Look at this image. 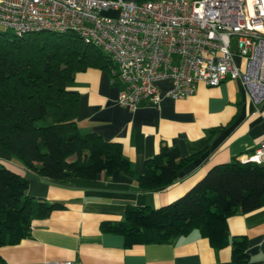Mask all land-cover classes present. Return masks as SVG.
Returning <instances> with one entry per match:
<instances>
[{
	"label": "trees",
	"instance_id": "obj_1",
	"mask_svg": "<svg viewBox=\"0 0 264 264\" xmlns=\"http://www.w3.org/2000/svg\"><path fill=\"white\" fill-rule=\"evenodd\" d=\"M89 67L107 69L117 77L111 57L74 31L22 36L0 32V148L58 183L115 171L134 177L122 142L78 130L79 93L68 83ZM196 155L182 156L176 145L161 142L136 178L138 189H165ZM28 189L23 174L0 162V247L20 243L30 235L33 220L66 208L60 201L34 197ZM262 207L264 164L235 158L213 166L168 204L128 205L122 219L103 221L101 230L123 236L128 248L172 242L197 230L215 248L230 245L233 263L245 264L250 261L248 239L231 240L228 219ZM0 264H6L1 256Z\"/></svg>",
	"mask_w": 264,
	"mask_h": 264
},
{
	"label": "crops",
	"instance_id": "obj_2",
	"mask_svg": "<svg viewBox=\"0 0 264 264\" xmlns=\"http://www.w3.org/2000/svg\"><path fill=\"white\" fill-rule=\"evenodd\" d=\"M236 62L243 65L241 58ZM107 69L89 67L78 72L68 87L79 93L77 114L81 134L95 133L123 144L134 177L123 172L95 179L69 178L54 182L26 168L0 148V162L29 180L28 194L60 201L66 208L35 219L31 233L20 243L3 245L6 264H47L76 260L83 264H234L232 247L215 248L197 230L168 243L126 247L123 236L101 230L106 220L123 218L128 205L159 207L194 186L213 166L252 154L264 139V99L257 103L240 80L218 86L199 84L195 94L173 99L166 94L172 80L159 82L162 103L140 102L134 108L118 103L122 86ZM213 131H215L213 133ZM176 145L182 156L197 154L179 178L159 191H140L136 178L160 143ZM231 240L246 236L250 261L264 264V207L228 219Z\"/></svg>",
	"mask_w": 264,
	"mask_h": 264
},
{
	"label": "built area",
	"instance_id": "obj_3",
	"mask_svg": "<svg viewBox=\"0 0 264 264\" xmlns=\"http://www.w3.org/2000/svg\"><path fill=\"white\" fill-rule=\"evenodd\" d=\"M0 24L18 36L76 32L114 61L111 80L127 108L159 106L158 84L168 79L173 99L228 79L240 80L255 102L264 99V0H0ZM240 160L264 164V139Z\"/></svg>",
	"mask_w": 264,
	"mask_h": 264
},
{
	"label": "rangeland",
	"instance_id": "obj_4",
	"mask_svg": "<svg viewBox=\"0 0 264 264\" xmlns=\"http://www.w3.org/2000/svg\"><path fill=\"white\" fill-rule=\"evenodd\" d=\"M0 32L8 33V34H13L14 33V31L10 27H8V26H6L4 24H0ZM237 63H238V61H237Z\"/></svg>",
	"mask_w": 264,
	"mask_h": 264
},
{
	"label": "water",
	"instance_id": "obj_5",
	"mask_svg": "<svg viewBox=\"0 0 264 264\" xmlns=\"http://www.w3.org/2000/svg\"><path fill=\"white\" fill-rule=\"evenodd\" d=\"M125 1H146V0H125Z\"/></svg>",
	"mask_w": 264,
	"mask_h": 264
}]
</instances>
